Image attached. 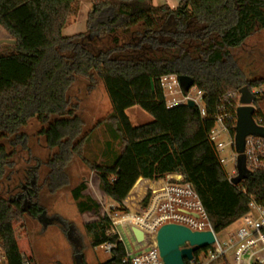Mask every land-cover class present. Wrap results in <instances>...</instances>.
<instances>
[{"label": "trees", "instance_id": "trees-1", "mask_svg": "<svg viewBox=\"0 0 264 264\" xmlns=\"http://www.w3.org/2000/svg\"><path fill=\"white\" fill-rule=\"evenodd\" d=\"M78 12L76 0H0V28L16 42L0 45V264H25L14 226L25 214L46 216L31 183L17 186L19 193L3 186L15 149H27L21 130L31 119L44 125L39 135L54 152L45 163L50 194L68 187L66 169L78 157L120 211H126L123 203L140 177L164 169L187 173L215 234L245 215L252 200L264 204V172L249 171L235 144L236 175L229 179L209 139L222 107L221 114L231 115L226 126L235 140L238 103L254 104L251 90L264 84L247 79L231 53L264 31V0H181L175 8L151 0H91L85 31L63 36ZM78 76L92 86L102 81L112 106L86 134L68 96ZM165 76H175L184 94L201 92L205 116L197 105L169 108L161 87ZM135 106L152 121L133 126L126 110ZM254 113L264 126L261 112ZM254 135L264 139V128ZM163 136L175 157L169 155L168 165L154 170V153L142 145ZM28 175L34 181V172ZM86 190L85 182L71 190L76 210L98 213L100 204L84 195ZM90 193L103 200L93 184ZM109 228L107 216L84 226L93 249L115 246L112 260L102 264H122L125 248L106 235Z\"/></svg>", "mask_w": 264, "mask_h": 264}, {"label": "rangeland", "instance_id": "rangeland-1", "mask_svg": "<svg viewBox=\"0 0 264 264\" xmlns=\"http://www.w3.org/2000/svg\"><path fill=\"white\" fill-rule=\"evenodd\" d=\"M79 12L73 23L68 25L63 36L78 34L85 31V22L88 12L91 9V0H77ZM9 36L0 28V42L7 41ZM4 45V44H2ZM237 60L239 67L247 79H259L264 82V31L253 35L243 46L231 51ZM264 87V84H263ZM173 97L166 91L168 97L166 102L174 98L182 102L186 94L182 93L180 87H174ZM165 92V91H164ZM191 99L197 97V90L191 89L188 93ZM236 97L237 94L235 93ZM72 104L77 105V115L83 122V134L89 132L99 121L105 119L112 110L110 100L106 94L102 81L96 80L92 84L84 77L78 76L68 92ZM233 97V95H231ZM239 99V96H238ZM256 102L252 108L259 110L264 116V94L256 97ZM238 103V102H237ZM197 106L203 108V102L197 101ZM133 126H138L152 121L150 115L135 106L126 110ZM44 127L36 119H31L21 132L26 134V148L18 146L13 155V167L6 171V178L3 182L6 188H17V186L32 184V188H37L39 195L37 203L46 210V216L33 218L25 214L23 221L15 224L14 231L18 246L25 260L29 264H102L110 258L103 247L92 248L84 226L96 220L95 214L79 215L76 211L70 190L81 182L87 183L90 193V171L78 157H74L69 163L66 172L69 176V185L53 196L45 186V179L48 169L45 166L47 160L54 153L46 147L45 140L39 135V131ZM219 130V127H216ZM98 140L103 139L102 132L97 131ZM95 138V140H96ZM216 143L224 145L219 151V157L223 160V167L229 176L234 174L235 157L231 148L230 137L221 132L216 137ZM8 147V146H7ZM10 150V147H8ZM30 172H34V181ZM18 189V188H17ZM142 186L138 192L129 193L124 205L126 211L135 208L140 199ZM19 193L20 189L16 190ZM95 201H98L95 199ZM100 213L109 211L114 205L107 199L102 200ZM236 228V223L217 234L220 242ZM79 256V262L77 260ZM199 262H203L201 258ZM214 264H224L223 261Z\"/></svg>", "mask_w": 264, "mask_h": 264}, {"label": "built area", "instance_id": "built-area-1", "mask_svg": "<svg viewBox=\"0 0 264 264\" xmlns=\"http://www.w3.org/2000/svg\"><path fill=\"white\" fill-rule=\"evenodd\" d=\"M175 76H165L161 79V87L164 95L166 91L173 97L174 87L178 88ZM264 94L263 85L251 90V95L256 98ZM182 102L174 98L166 102L169 108L202 100V93L197 91V97L191 99L185 95ZM165 97H168L165 95ZM238 103L237 109L242 106ZM252 108V104H248ZM199 107V106H198ZM201 116H205L204 107L200 108ZM223 108H218L215 125L209 133V139L213 144L220 163L223 160L218 152L224 145L216 143V137L221 132L230 137V145L235 157L234 174L239 153L235 150V140L231 138L226 121L231 120L230 114H221ZM238 111V110H237ZM256 109L252 108L251 121L257 129L264 128L262 119L255 115ZM254 113V114H253ZM219 127V130L216 127ZM241 155L245 166L249 171L264 172V139L250 134L243 139ZM156 177L139 178L142 180L140 199L134 209L127 211L117 210L115 205L109 211H103L101 216H107L110 228L106 231L107 236H116L125 248V257L122 264H164L157 248V234L165 225H178L189 229L191 232H211L214 243L208 247L198 249L193 253L191 261L185 260V264H214L223 260L225 264H264V204L255 201L249 203L248 212L239 218L236 228L225 240L220 242L217 234L207 218L206 212L200 202L196 189L186 172L177 169L166 174L154 175ZM147 180L144 182V180ZM124 205V203H123ZM125 207V205H124ZM133 229L143 234L142 242H138ZM100 247L110 254L115 247L106 243ZM184 248H190L186 243ZM203 262H199L200 259ZM25 264H29L25 260Z\"/></svg>", "mask_w": 264, "mask_h": 264}, {"label": "water", "instance_id": "water-1", "mask_svg": "<svg viewBox=\"0 0 264 264\" xmlns=\"http://www.w3.org/2000/svg\"><path fill=\"white\" fill-rule=\"evenodd\" d=\"M16 42L13 40L1 41L2 44H12ZM187 106L193 107V101H189ZM252 108L248 104H243L237 111V135L235 138L236 150L242 146L243 139L256 133V128L251 121ZM140 179L136 182V184ZM130 193L135 192V186ZM84 195L88 191L83 192ZM138 242H142L143 234L140 231L133 229ZM157 248L164 264H185V260L191 261L193 253L198 249L208 247L214 243V236L211 232H191L189 229L178 225H165L160 228L157 234ZM188 243L190 248H184ZM79 262V256L77 257ZM112 260V257L108 261Z\"/></svg>", "mask_w": 264, "mask_h": 264}, {"label": "crops", "instance_id": "crops-1", "mask_svg": "<svg viewBox=\"0 0 264 264\" xmlns=\"http://www.w3.org/2000/svg\"><path fill=\"white\" fill-rule=\"evenodd\" d=\"M180 1L181 0H151L152 4L155 5V6H160V5L166 4V5H168V6L172 7V8H175ZM64 30H65V28L62 31V35H63ZM72 35H75V34H71L69 36H72ZM9 39H10V37H9ZM146 148H150L153 151V153H154V160L151 163V165L153 166L152 169H154V170L157 169V167L160 166V165H161V168L164 167V166L166 167L168 165L167 162L169 160L168 159L169 155L175 157V155H174L175 153L173 151L174 150L173 145H172L170 139L167 136H163V137H159L157 139H152L150 141H147L146 145H144V144L142 145V149H146ZM158 152L159 153L162 152V154L160 153V155H159ZM163 173L166 174V173H169V172H167V170L164 169ZM152 177H156V176H152ZM140 178L146 179V178H150V177L142 176ZM90 180H91V184L95 185L96 189L102 194V198L106 199L105 195L99 190L98 179H97L96 175L94 173H92V172L90 173ZM146 181L147 180H144V182H146ZM85 184H86V187H87V183L86 182H85ZM71 190H70V195H71ZM86 191H88V189ZM88 194H89V191H88ZM38 195H39V192L37 193V196H36L37 200H38ZM52 195L56 196L55 194H52ZM93 200H95V199H93ZM96 202L99 203V204L102 203V201H96ZM100 209H101V205H100ZM77 213H78V211H77ZM85 214H95L97 216L96 220H98L99 217H102L101 213H100V210H99L98 213L91 212V213H85ZM79 215H83V214H79Z\"/></svg>", "mask_w": 264, "mask_h": 264}, {"label": "flooded vegetation", "instance_id": "flooded-vegetation-1", "mask_svg": "<svg viewBox=\"0 0 264 264\" xmlns=\"http://www.w3.org/2000/svg\"><path fill=\"white\" fill-rule=\"evenodd\" d=\"M78 257V256H77Z\"/></svg>", "mask_w": 264, "mask_h": 264}]
</instances>
